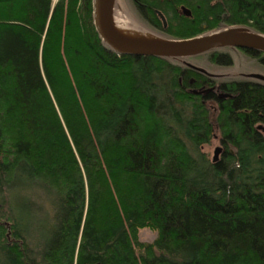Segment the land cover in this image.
I'll use <instances>...</instances> for the list:
<instances>
[{
	"label": "trees",
	"instance_id": "1",
	"mask_svg": "<svg viewBox=\"0 0 264 264\" xmlns=\"http://www.w3.org/2000/svg\"><path fill=\"white\" fill-rule=\"evenodd\" d=\"M131 2L168 40L264 36V0ZM213 50L121 55L92 0H0V264H264V82L187 91L210 81L185 63H234ZM239 53L264 67V53ZM215 136L213 163L201 148Z\"/></svg>",
	"mask_w": 264,
	"mask_h": 264
},
{
	"label": "water",
	"instance_id": "2",
	"mask_svg": "<svg viewBox=\"0 0 264 264\" xmlns=\"http://www.w3.org/2000/svg\"><path fill=\"white\" fill-rule=\"evenodd\" d=\"M113 6L114 0H92L94 24L99 36L106 45L121 55L134 57L187 58L216 48H235L264 53V36L240 28H230L185 40H164L149 34L158 43L151 45L126 43L116 37L108 26L107 15L109 13V7L113 8ZM155 13L164 27H166V20L163 14L160 11H156ZM183 14L190 16V11L183 7ZM188 51L192 52L187 55L182 54ZM185 64L195 71L210 75L202 68L195 67L188 63ZM246 77L264 82V76L261 74H248ZM257 128L261 129L262 126L259 125ZM222 150L221 147H217L214 150L212 158L213 163L218 161Z\"/></svg>",
	"mask_w": 264,
	"mask_h": 264
},
{
	"label": "rangeland",
	"instance_id": "3",
	"mask_svg": "<svg viewBox=\"0 0 264 264\" xmlns=\"http://www.w3.org/2000/svg\"><path fill=\"white\" fill-rule=\"evenodd\" d=\"M122 6L124 7L125 10L130 11V13H131L130 16L132 18L130 16L129 17L126 16V14H125L126 12L123 11ZM113 7H114V11L115 12L119 13L122 17H124L125 19H127L131 23L135 24L136 26L140 27L145 32H147L148 34H152L153 33V34H155L154 35L155 37H158V38H161V39H164V40H168V39H165L163 37L158 36L156 34L157 32H153L151 29H148V28L145 29V28L141 27L139 22H138V24L136 23L135 18H134V17H136V12H135V9L133 7V4H132L131 0H116V2L114 0V6ZM132 15H134V16H132ZM226 29H230V28H226ZM226 29H221V30L209 32V33H206L204 35L215 33V32H219V31H223V30H226ZM232 56L234 57V64L236 65V66H234V68H218L216 66L210 65L207 68V69H209L208 71L210 73H213V74H223V75H229V76H237L238 72L243 73L242 69H245V72L249 71L250 74H261V75L264 76V67H261L258 64H257V66L251 65L250 63H248L249 59L246 58L243 54L241 55V53H239V52H232ZM212 113H213V111H212ZM261 126H262V128H264V124H262ZM217 147H221L222 148V146L220 145V141H219L218 137L216 136V138L212 139L209 144L202 146L201 152L204 153L205 155H207V157L211 160L213 158L214 150ZM26 221H27L28 224H30V218L29 217L27 218ZM28 229H30V227H28ZM155 235L156 234L154 232H152V231H150L148 229H141V230H139L138 237H139V240L141 242L150 243V242H152L154 240Z\"/></svg>",
	"mask_w": 264,
	"mask_h": 264
},
{
	"label": "flooded vegetation",
	"instance_id": "4",
	"mask_svg": "<svg viewBox=\"0 0 264 264\" xmlns=\"http://www.w3.org/2000/svg\"><path fill=\"white\" fill-rule=\"evenodd\" d=\"M116 2V0H115ZM141 6V5H140ZM183 7L184 6H180L179 7V10L178 12L181 14V15H184L183 14ZM123 8V11L126 12V16H130V11L128 10H125L124 7L122 6ZM185 9L189 10L188 8L185 7ZM153 13L155 14V16L158 18V16L156 15V11H159L158 9L154 8L152 9ZM135 12H136V17L135 18V21L136 23L138 24L141 23L142 25H144L146 28L148 29H151L153 32H157L158 31V27H157V24L153 21V17L151 16V14L146 11L144 8L142 9H137L135 8ZM148 12V13H147ZM161 12V11H160ZM162 13V12H161ZM163 14V13H162ZM134 16V15H132ZM164 18H165V15H163ZM186 16V15H184ZM131 17V16H130ZM132 18V17H131ZM159 19V18H158ZM166 20V18H165ZM159 21L161 22V20L159 19ZM161 25H162V28L163 29H166L167 28V24H166V27H164L163 23L161 22ZM149 32V31H148ZM151 33V32H150ZM152 35H155L152 33ZM232 49V52H239L240 50L239 49H235V48H230ZM245 51V50H244ZM214 66V65H213ZM234 66H236L234 63L229 65V66H225V67H220V68H234ZM199 68V67H198ZM203 69V68H202ZM208 74L212 75H207V74H204L207 76V79H209L210 83L214 82L213 84H210L207 85V86H204L202 87V89H193L192 86H194V82L195 80L192 78L190 81H191V87L190 89H187V91H194V92H199V94H202L203 96H207V95H211V96H218V95H221L222 94V84H223V80L226 79V76H229V75H223V74H213V73H210L207 69H204ZM203 74V73H202ZM248 75V74H247ZM242 76H245L246 77V74H243L241 72H238V75L237 77H242ZM229 78V77H228ZM212 85V86H210ZM257 131L259 132V134L264 138V128H261V129H258L256 128ZM216 138V136L214 137V139ZM220 141V140H219ZM221 144V143H220Z\"/></svg>",
	"mask_w": 264,
	"mask_h": 264
},
{
	"label": "bare ground",
	"instance_id": "5",
	"mask_svg": "<svg viewBox=\"0 0 264 264\" xmlns=\"http://www.w3.org/2000/svg\"><path fill=\"white\" fill-rule=\"evenodd\" d=\"M107 21L111 32L120 40L126 43L147 44V45L158 43L156 40H154L153 37H151L143 29L131 23L130 21L122 17L119 13L115 12L114 7L113 8L109 7ZM213 51L215 50H212V52ZM191 52L192 51L183 52L182 54L187 55L190 54Z\"/></svg>",
	"mask_w": 264,
	"mask_h": 264
}]
</instances>
